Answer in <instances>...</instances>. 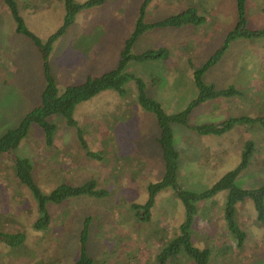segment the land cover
<instances>
[{
    "label": "rangeland",
    "instance_id": "374dc122",
    "mask_svg": "<svg viewBox=\"0 0 264 264\" xmlns=\"http://www.w3.org/2000/svg\"><path fill=\"white\" fill-rule=\"evenodd\" d=\"M16 1L27 27L42 40L63 24V0ZM144 1L107 0L76 14L67 31L54 42L49 57L60 93L83 83L88 75H101L117 65ZM236 4L237 0H150L145 7L146 21L194 6L205 22L198 27L147 30L134 44L133 52L168 47L170 56L133 60L125 71L143 77L148 94L168 113L182 111L197 96L194 67L218 51L236 26ZM246 8V26L263 29L264 0H247ZM16 26L9 6L0 0V137L40 104L46 87L42 52L31 38L18 33ZM203 78L216 88L234 86L241 94L201 103L190 114L191 124L264 115V35L234 40ZM126 88L129 93L125 96L108 89L76 106L74 117L79 128L89 149L103 152L101 160L85 154L76 129L58 114L52 116L58 125L53 145L48 146L41 127L32 124L17 149L0 155V232L22 231L27 235L24 244L17 247L0 237V264H73L80 255L87 217V250L95 264H158L159 250L179 233L186 210L172 187L156 196L151 220L142 221L137 212L143 209L133 208L147 201V186L161 178L164 162L156 140L160 134L156 116L138 103L133 82ZM173 130L180 151L178 182L184 190L202 193L210 189L240 163L248 139L255 142L254 156L236 183L243 188L264 185V128L258 121L237 122L221 134L202 135L180 124H173ZM14 156L30 159L33 177L45 194L61 183L82 184L91 178L106 193L48 201L50 220L37 230V201L32 190L15 176ZM226 197L227 190H222L199 203L194 243L212 250L209 264H264V228L257 220L253 200L237 204L238 222L249 235L238 247L224 219ZM167 264L196 262L181 255Z\"/></svg>",
    "mask_w": 264,
    "mask_h": 264
},
{
    "label": "trees",
    "instance_id": "16d2710c",
    "mask_svg": "<svg viewBox=\"0 0 264 264\" xmlns=\"http://www.w3.org/2000/svg\"><path fill=\"white\" fill-rule=\"evenodd\" d=\"M4 1L9 6L17 23L16 31L31 38L42 52L46 87L42 91L40 104L30 110L15 127L9 128L0 137V155L10 153V151L17 149L21 141L28 135L32 124H37L41 127L45 133L47 145H53L58 125L52 120V116L58 114L61 115L69 127L76 129V135L81 147L85 150V154L101 160L103 158V152L91 151L84 136L83 129L79 128V123L74 117L76 106L80 102L91 99L98 93L108 89L115 90L119 92L121 96H125L129 93L126 84L133 82L138 103L143 109L152 112L156 116L155 119L160 128V134L157 136L156 140L161 148L164 162V172L161 178L157 181L150 182L147 186L149 192L147 201L144 204L133 205V208L136 210L140 208L143 209V211L137 212L142 221L151 220V210H153L155 206L156 196L168 187H172L180 196L186 210L185 219L179 226V233L159 250L156 256L157 263L167 264L173 259L181 257V255H186L187 258L194 260L196 264H209L212 250L208 247H199L194 243L193 225L198 214L199 203L215 196L222 190H227L226 202L224 204V219L227 222L226 224L230 234L236 239V245L238 247H242L248 238V233L238 222V203L245 202L247 198H251L255 206L257 220L264 228V185L258 188H243L236 183V179L240 173L248 167L254 156L255 142L252 139H248L245 143L240 163L234 169L223 175L210 189L202 193H196L184 190L178 182L177 172L179 168L180 151L176 147L173 130V124H180L202 135L221 134L229 130L237 122L245 120L249 122L258 121L264 128V115L256 118H251L246 115L235 116L219 123L191 124L189 122L192 110L201 103L210 99L233 97L241 94V90L234 86L216 88L214 84L207 83L203 76L212 66L220 61L225 51L234 40L238 38H255L264 35V28L250 29L246 26L247 0H237V23L225 36L224 44L218 51L209 56L203 64L194 67L193 79L197 88V96L182 111L175 113H168L160 101L148 94L146 89L147 82L143 77L128 73L125 71V68L126 65L133 60L154 61L157 59H167L171 53L168 47L153 48L134 53L133 46L139 37L149 29L164 27L181 28L187 25L198 27L202 25L205 22V16L199 13L197 7L190 6L163 19L149 22L145 20V7L150 0H145L139 9V16L136 21L135 29L125 39L117 65L101 75H88L83 83L68 86L64 92L60 93L49 64V57L54 42L67 31L69 26L74 22L76 14L81 9L103 4L107 0H86L84 2L63 0L66 9L63 24L48 36L46 40L39 38L27 27L24 18L20 14L16 0ZM13 164L15 176L22 184L32 190L37 201L40 214L38 219L34 222V227L37 230H41L45 227L50 220L47 209L48 201L63 202L68 198L83 194L101 196L106 193L105 189L98 188L97 180L91 178L82 184L61 183L50 193L45 194L33 177V165L29 158L14 156ZM89 222L90 220L87 217L80 238V255L73 264H95L94 258L87 250ZM0 237L8 245L17 247L24 244L27 235L22 231H1Z\"/></svg>",
    "mask_w": 264,
    "mask_h": 264
},
{
    "label": "crops",
    "instance_id": "0c3cea01",
    "mask_svg": "<svg viewBox=\"0 0 264 264\" xmlns=\"http://www.w3.org/2000/svg\"><path fill=\"white\" fill-rule=\"evenodd\" d=\"M91 53V51L88 53V54H90ZM85 55L83 54V57H84ZM249 236V235H248Z\"/></svg>",
    "mask_w": 264,
    "mask_h": 264
}]
</instances>
